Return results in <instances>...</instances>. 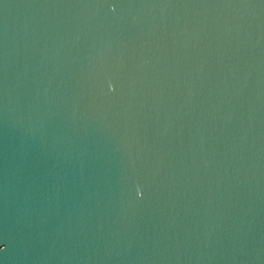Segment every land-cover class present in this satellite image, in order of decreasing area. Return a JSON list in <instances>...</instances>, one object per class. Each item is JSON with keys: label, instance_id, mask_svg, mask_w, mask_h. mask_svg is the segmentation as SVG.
I'll list each match as a JSON object with an SVG mask.
<instances>
[{"label": "water", "instance_id": "95a60500", "mask_svg": "<svg viewBox=\"0 0 264 264\" xmlns=\"http://www.w3.org/2000/svg\"><path fill=\"white\" fill-rule=\"evenodd\" d=\"M0 264H264V0H0Z\"/></svg>", "mask_w": 264, "mask_h": 264}]
</instances>
